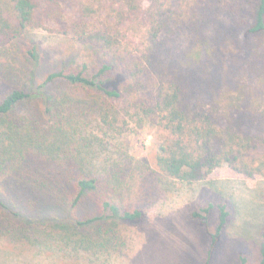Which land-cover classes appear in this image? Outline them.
<instances>
[{"label":"trees","instance_id":"1","mask_svg":"<svg viewBox=\"0 0 264 264\" xmlns=\"http://www.w3.org/2000/svg\"><path fill=\"white\" fill-rule=\"evenodd\" d=\"M32 29L83 49L31 91L12 48ZM24 53L36 58L37 46ZM0 58V241L116 250L121 225L145 216L149 171L187 183L224 166L264 177V0H0ZM57 80L81 96L53 95ZM37 116L55 122L36 128ZM133 124L156 130L150 162L117 144ZM86 128L112 140L88 142ZM103 153L115 158L97 163ZM215 207L207 264L240 210L212 202L193 216L207 224Z\"/></svg>","mask_w":264,"mask_h":264},{"label":"rangeland","instance_id":"2","mask_svg":"<svg viewBox=\"0 0 264 264\" xmlns=\"http://www.w3.org/2000/svg\"><path fill=\"white\" fill-rule=\"evenodd\" d=\"M33 45L37 46L36 58L24 53ZM184 46L185 37H178L177 51ZM82 49L71 36L48 29L29 30L24 39L12 48V54L19 57L15 65L22 70L19 80L27 83L32 91L49 73L76 60ZM4 57L9 59L12 56L7 54ZM0 60L3 61L2 58ZM49 90L53 95L65 92L81 96L59 80L51 83ZM49 120L47 117H34V126L49 127L55 122L54 119ZM85 132L88 142L96 140L101 147L112 140L110 133L105 135L96 128H86ZM155 143L156 130L150 124L142 127L133 124L117 142L130 157L146 162L152 159ZM106 158L113 160L115 157L112 153H103L96 162ZM144 180L145 198L141 204L146 211L145 216L139 222L121 225L125 244L116 250L94 253L40 244L15 246L0 241V264H207L211 234L219 222V209L215 207L211 211L207 224L195 218L193 212L212 202L216 205L228 202L240 210L225 228L209 264H240L242 256L249 257L256 264L264 232L263 176L246 178L224 166L195 183L163 178L150 171Z\"/></svg>","mask_w":264,"mask_h":264}]
</instances>
